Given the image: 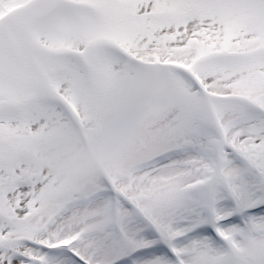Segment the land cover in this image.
Here are the masks:
<instances>
[{"label": "snow or ice", "instance_id": "1", "mask_svg": "<svg viewBox=\"0 0 264 264\" xmlns=\"http://www.w3.org/2000/svg\"><path fill=\"white\" fill-rule=\"evenodd\" d=\"M0 264H264V0H0Z\"/></svg>", "mask_w": 264, "mask_h": 264}, {"label": "rangeland", "instance_id": "2", "mask_svg": "<svg viewBox=\"0 0 264 264\" xmlns=\"http://www.w3.org/2000/svg\"><path fill=\"white\" fill-rule=\"evenodd\" d=\"M108 148L109 144L104 138L87 145L54 140L45 145L44 151L52 160L68 163L103 156Z\"/></svg>", "mask_w": 264, "mask_h": 264}]
</instances>
